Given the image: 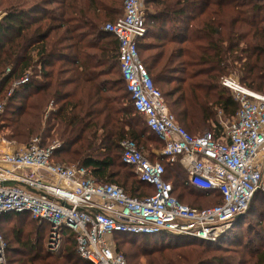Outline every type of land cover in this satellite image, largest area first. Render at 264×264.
<instances>
[{
	"label": "trees",
	"instance_id": "16d2710c",
	"mask_svg": "<svg viewBox=\"0 0 264 264\" xmlns=\"http://www.w3.org/2000/svg\"><path fill=\"white\" fill-rule=\"evenodd\" d=\"M145 4L148 33L139 43L141 62L180 126L192 136L212 130L216 138L222 137L219 115L235 121L238 111L222 79L237 72L240 83L264 94V0H145ZM0 11L5 12L0 20V100H6L1 117L11 130L9 139L25 144L38 135L43 148L59 144L53 163L86 168L98 183L116 185L129 197L153 194L154 188L122 160V143L127 140L153 163L161 160L151 158L153 151L164 148L137 114L123 79L119 43L105 31L108 23L123 16L124 1L0 0ZM145 52L149 54L144 56ZM26 75L29 82L12 90L13 83ZM162 162L164 179L172 183L173 195L181 203L191 195L209 198L214 206L222 204L219 193L187 184L180 163ZM251 204L215 242L122 236L138 250L135 258L144 257L147 264H264V209ZM254 215L259 221L243 228ZM19 220L37 223L22 214L3 215L4 238V224ZM37 224L28 234L12 227L8 264H92L79 255L72 231L65 232L59 253L45 250L42 240L48 232ZM114 249L126 258L120 247Z\"/></svg>",
	"mask_w": 264,
	"mask_h": 264
},
{
	"label": "built area",
	"instance_id": "2783aa9c",
	"mask_svg": "<svg viewBox=\"0 0 264 264\" xmlns=\"http://www.w3.org/2000/svg\"><path fill=\"white\" fill-rule=\"evenodd\" d=\"M105 31L119 43L123 79L137 114L164 143L159 158L183 164L187 184L202 192L219 193L222 204L196 209L181 203L173 195L172 183L164 179L163 162H151L133 141L122 143V160L154 188L153 194L142 199L129 197L116 185L98 183L86 168L53 163L52 154L59 144L43 148L41 140L34 138L23 150L0 149V219L22 214L49 228L52 252L60 249L65 232L72 231L79 255L92 264H127L110 242L117 233L217 241L232 227L236 215L248 211L260 191L264 94L233 76L224 77L222 86L238 104L235 121L230 127L222 123L220 138L210 132L192 136L178 124L140 60L139 43L148 33L143 1L124 0L123 16L108 23ZM28 82L26 75L13 83L12 90ZM4 110L5 104L0 103V116ZM2 143L5 146L6 139ZM7 249L0 229V264H8Z\"/></svg>",
	"mask_w": 264,
	"mask_h": 264
},
{
	"label": "rangeland",
	"instance_id": "374dc122",
	"mask_svg": "<svg viewBox=\"0 0 264 264\" xmlns=\"http://www.w3.org/2000/svg\"><path fill=\"white\" fill-rule=\"evenodd\" d=\"M142 1L144 3V7L146 9V6L147 5L145 4V0H142ZM3 16H5V12L4 11H0V20L2 19ZM148 54H149L148 52H145L144 56H147ZM237 75H238L237 72H235L234 74H231L230 76H233L236 79H238ZM0 103H4L6 105V100L5 99H1L0 100ZM3 114L4 113H2V115ZM1 116H0V145L3 144L2 143V140L3 139H6V144H5V147L6 148L5 149L7 151H11L12 152V151H17V150H23V149H25V148H27L29 146V144L31 143V141L34 138L38 137V135H35L33 137H30L29 140H28V142L25 143V144L18 143L17 141L10 140L9 139V136L11 135V130H9L8 128L4 127L5 126L4 123H7V121H3L5 119L2 118ZM219 119H220V121L222 123H224V125H226L228 127H230L231 124H233V122H234V120L230 121L226 117H223L221 115H219ZM205 132H212V130H207ZM162 149L163 148L158 149V150H154L153 151L154 156L152 155L151 158L154 159V160H156V161H158L157 158L159 157V153L161 152ZM145 156L149 158L148 155H145ZM160 161H162V160H160ZM70 167H75V166L72 165ZM188 200H185L182 203H184L185 205H188L189 207H192V208H201V207L202 208H207V207L214 206L216 204V202H214V201H209V198H202V199H200V198H197V197H194V196H191V195H190V197L188 196ZM254 200H253V202L257 205V208L258 209H264V173H263V180H262V183H261L260 191H258L257 194H255ZM246 221L247 222L244 225L245 227H243V228H246L248 222H252V223L258 222L259 221V217L257 215L249 216ZM13 226L14 227H19V228H24L25 229V234H28V232L30 230H34L35 228H37L38 227V224L37 223H23L20 220L17 223H15L14 225L4 224V226H3V233L5 235V238L7 239V240L5 239L6 240V243H7V246H8V240L10 242L13 240V234L15 232L12 229ZM46 230L48 232L49 228L46 227ZM122 235L123 234L112 236L110 238V242L112 243L113 246L120 247V249L122 250V253L125 254V256H126L125 259H127V263L128 264H147V261H146V259H144V257L135 258V254H136V252L138 250H136V248H134L132 246V244H130L129 241L127 242L125 239H123V236ZM164 235L165 236H160V238L162 237V239H160L159 237L158 238L160 240H165L167 242L176 240L174 237L170 236L169 234H164ZM125 238H127V237H125ZM158 238H156V239L158 240ZM25 239L27 240V237H24V240ZM142 239H143V237H142ZM34 240H35V238H34ZM42 244L44 245L45 250H47L48 252H51V253H59V251L62 248L63 242L61 243L60 249L58 251H54V252L50 251V249H49L48 238H44V241L42 240ZM11 245L12 246H16V243H13L12 242ZM143 245H146V243L140 244V247L137 246L138 249L141 250L142 249L141 246H143ZM6 256H7V253H6Z\"/></svg>",
	"mask_w": 264,
	"mask_h": 264
},
{
	"label": "water",
	"instance_id": "95a60500",
	"mask_svg": "<svg viewBox=\"0 0 264 264\" xmlns=\"http://www.w3.org/2000/svg\"><path fill=\"white\" fill-rule=\"evenodd\" d=\"M6 184H7V183H6ZM246 213H247V211L244 212V213H241V214L236 215V217L234 218V220L237 219V218H240L241 216H243V215L246 214ZM234 220H233V222H234Z\"/></svg>",
	"mask_w": 264,
	"mask_h": 264
},
{
	"label": "crops",
	"instance_id": "0c3cea01",
	"mask_svg": "<svg viewBox=\"0 0 264 264\" xmlns=\"http://www.w3.org/2000/svg\"><path fill=\"white\" fill-rule=\"evenodd\" d=\"M3 17H4V16H3ZM3 17H2V18H3ZM1 146H2V147H1ZM5 148H6L5 146L0 145V149H5ZM180 165L183 167V164L180 163ZM183 168H184V167H183Z\"/></svg>",
	"mask_w": 264,
	"mask_h": 264
}]
</instances>
